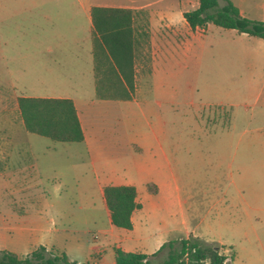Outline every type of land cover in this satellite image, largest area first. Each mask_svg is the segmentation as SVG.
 <instances>
[{
	"label": "rangeland",
	"instance_id": "obj_1",
	"mask_svg": "<svg viewBox=\"0 0 264 264\" xmlns=\"http://www.w3.org/2000/svg\"><path fill=\"white\" fill-rule=\"evenodd\" d=\"M90 1L147 2L159 6L176 0ZM196 1L188 0L185 6L192 8ZM77 2L0 0V217L4 216L0 219V245L16 251L24 247L18 246L17 238L10 239L12 231L2 225L8 213L58 211L69 216L82 213L91 201L100 206L103 200L94 175L81 159L82 151L75 147L77 143L27 131L17 103V97L25 93H58L40 88L62 84L38 82L41 73L48 76L50 63L56 65V70H51L60 79L69 68L76 80L82 82L79 92H60L84 98L94 93L86 76V60L82 58L83 43L54 45L32 41L40 34V28L58 27L61 34L67 33V6ZM222 3L221 0L219 4ZM250 10L251 15H257L256 9ZM140 13L139 26L148 30L147 13ZM205 26L191 28V35L198 34L191 39L187 59L171 46L161 51L158 65L167 72L163 82L169 83V90L153 91L146 84L151 80L152 50L142 37L136 59L141 82L137 93L142 102L154 105V113L162 112L165 127L176 134L181 147L183 137L190 139L186 161L191 170L186 197L198 231L205 237L233 244L239 255L229 264H264V226L259 225L255 214L251 225L241 220L247 208L245 200L220 202V191L213 186L215 174L220 173L226 183L225 178L234 177L235 166L246 163L245 158L264 179V143H252L249 156L244 148L247 135L256 130L264 132V56L253 37L213 23L207 30ZM49 45H53V50L44 51ZM45 59L47 66L43 69ZM25 87L35 89L23 90ZM156 99L163 102L160 107L154 103ZM100 110L110 123H117L123 115H134L122 103L97 111ZM214 240L205 241L216 244L221 251L223 245ZM165 253L166 248L153 257L151 264H159Z\"/></svg>",
	"mask_w": 264,
	"mask_h": 264
},
{
	"label": "crops",
	"instance_id": "obj_2",
	"mask_svg": "<svg viewBox=\"0 0 264 264\" xmlns=\"http://www.w3.org/2000/svg\"><path fill=\"white\" fill-rule=\"evenodd\" d=\"M81 1L78 0L77 3L67 6L70 12L64 16V19L68 21L67 28L65 27L67 33L61 34L58 27L54 30L40 28V34L38 37L34 36L32 41L54 45L62 42L83 43L82 58L86 60V76L94 93L84 98L76 93L60 92H79L82 90V82L76 80L77 76L75 77L69 68L60 79L58 73L51 70V68L55 69L56 65L50 63L48 76L41 73L38 82L50 84V81H56L62 84V86L49 85L40 88L58 91V93L40 95L25 93L23 95L61 96L70 97L73 100L84 137L80 141L70 142H76L75 147L82 151L81 159L87 162L94 175L103 200L100 206H96L94 201H91L82 213L69 216L58 211H33L22 215L8 213L2 225L12 231L10 239L17 238L18 246L22 245L24 249L16 251L2 245L0 249L25 254L35 246L45 244L64 251L70 259L78 262L113 264L115 247L150 254L164 241L172 238L193 235L200 239L214 240L202 235L198 231V223L192 222L191 206L186 197L191 170V164L186 161L187 155L190 154V139L183 137V147H181L176 134L165 127L162 112L154 113L153 104H145L139 99L137 92L141 82L138 81L137 58L134 63V97L100 98L95 94L91 6L129 7L133 10L134 25L138 26L139 30L140 11L147 13L149 35L146 42L150 44L152 50V63L149 72L151 80L146 84L150 90L157 91L169 90V83L163 82L167 72L164 68L160 69L158 65L161 51L171 46L178 50L183 59H187L191 39L198 34L191 35L192 27L183 16V11L190 9L185 6L188 0H176L174 3L159 6L147 2L114 3L87 0L84 3ZM231 1L242 14L264 20V0ZM197 5L198 0L192 8ZM251 8L256 9L257 15L249 13ZM78 15L81 16L78 17ZM210 24L211 22H208L204 29L207 30ZM197 28L198 26L194 29ZM76 33L80 34L76 37L73 35ZM249 36L261 46L260 54L264 56V38L256 35ZM52 47L53 45H49L44 51L51 52ZM46 66L45 59L42 68L45 69ZM34 89V87H25L23 90ZM261 96L262 93H259V98ZM113 103H122L128 110H132L134 115L118 117L117 123L108 122V118L103 117L102 110H97L111 106ZM154 103L160 107L163 102L156 99ZM148 113H153L155 116L152 117V114L148 115ZM256 131L245 137L244 148L248 156L253 152L252 143H264V132ZM245 159L246 163L235 166L234 177L225 178L226 183L220 173L215 174L213 186L220 191V202L245 200L247 208L241 215V220H246L251 225L255 217L259 225L264 226V179L257 174L259 170L253 164L250 165L249 159ZM148 183L155 184L157 191H149ZM106 184L135 186L136 199L141 206L132 212L131 228L118 227L111 222L110 212L102 194V188ZM3 218L4 216L0 217V219ZM0 227L3 228V226ZM259 241L262 242L261 239ZM216 242L223 245L221 249L228 248L232 252L230 261L238 257V251L232 243L221 240ZM262 248L264 250V247Z\"/></svg>",
	"mask_w": 264,
	"mask_h": 264
},
{
	"label": "trees",
	"instance_id": "obj_3",
	"mask_svg": "<svg viewBox=\"0 0 264 264\" xmlns=\"http://www.w3.org/2000/svg\"><path fill=\"white\" fill-rule=\"evenodd\" d=\"M198 0V5L183 11L188 24L195 28L208 22L234 28L238 32L264 38V20L242 14L231 0ZM92 53L94 57L95 94L100 98L129 99L134 91V63L139 45L148 38V30L134 25L133 10L129 7L91 6ZM140 27V26H139ZM17 103L24 127L31 132L58 141H80L83 130L73 100L61 96L19 95ZM149 191L157 186L148 183ZM111 222L123 228L132 227V212L141 206L132 184H106L102 188ZM166 248L159 264H222L224 255L216 244L197 236L172 238L147 254L114 248L113 264H151L153 257ZM231 252V256H232ZM0 264H93L70 259L64 251L39 244L18 255L0 249Z\"/></svg>",
	"mask_w": 264,
	"mask_h": 264
},
{
	"label": "built area",
	"instance_id": "obj_4",
	"mask_svg": "<svg viewBox=\"0 0 264 264\" xmlns=\"http://www.w3.org/2000/svg\"><path fill=\"white\" fill-rule=\"evenodd\" d=\"M219 253H222L224 255L222 264H229L231 260V252L228 248H222L221 251L219 250Z\"/></svg>",
	"mask_w": 264,
	"mask_h": 264
}]
</instances>
